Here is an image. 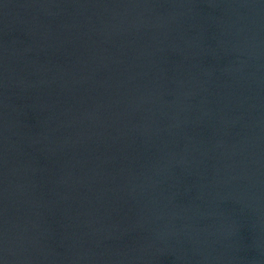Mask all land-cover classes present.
Returning a JSON list of instances; mask_svg holds the SVG:
<instances>
[{
  "label": "water",
  "instance_id": "1",
  "mask_svg": "<svg viewBox=\"0 0 264 264\" xmlns=\"http://www.w3.org/2000/svg\"><path fill=\"white\" fill-rule=\"evenodd\" d=\"M0 264H264V0H0Z\"/></svg>",
  "mask_w": 264,
  "mask_h": 264
}]
</instances>
